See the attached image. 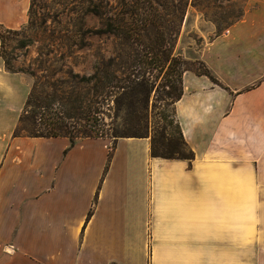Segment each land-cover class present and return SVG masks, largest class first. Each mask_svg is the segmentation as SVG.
<instances>
[{
    "label": "crops",
    "instance_id": "0c3cea01",
    "mask_svg": "<svg viewBox=\"0 0 264 264\" xmlns=\"http://www.w3.org/2000/svg\"><path fill=\"white\" fill-rule=\"evenodd\" d=\"M30 0H0V25ZM185 71L176 121L195 158L150 138L14 137L30 84L0 39V264H264V0ZM91 214V216H90Z\"/></svg>",
    "mask_w": 264,
    "mask_h": 264
},
{
    "label": "rangeland",
    "instance_id": "374dc122",
    "mask_svg": "<svg viewBox=\"0 0 264 264\" xmlns=\"http://www.w3.org/2000/svg\"><path fill=\"white\" fill-rule=\"evenodd\" d=\"M30 1L27 24L18 31H3L2 41V54L12 71L27 77L29 95L35 91L44 97L54 96L69 109L77 108L84 114L80 115L84 128L73 130L69 126L74 135L84 130L109 139L145 135L160 151L174 154L186 153V149L178 130L175 100L167 91L173 85L179 88L178 74L183 70L204 71L200 60L204 46L238 22L248 2ZM108 25L115 31L106 33ZM160 64H166L162 73L157 68ZM109 66L120 81L134 78L132 74L139 80L127 95L105 102L108 77L104 69ZM96 73L95 82L82 80ZM146 85L153 89L148 101ZM130 101L138 105L136 123L131 122ZM90 107L103 113L105 125L86 123L85 112ZM45 122L46 117L39 120L42 128ZM34 127L32 121H27L20 132L27 134L22 130L31 132Z\"/></svg>",
    "mask_w": 264,
    "mask_h": 264
},
{
    "label": "trees",
    "instance_id": "16d2710c",
    "mask_svg": "<svg viewBox=\"0 0 264 264\" xmlns=\"http://www.w3.org/2000/svg\"><path fill=\"white\" fill-rule=\"evenodd\" d=\"M188 1V0H186ZM188 5V2L186 3V6ZM3 31H11L8 29H5L0 25V39L1 42L3 41ZM115 29L112 27V25H108L107 29L105 30L106 33H112ZM126 36H129L125 34ZM2 57L4 59L6 69L10 72L16 73L12 71L10 67V63L5 60V57L2 54ZM204 65V64H203ZM166 64H160L157 66L158 69H160V73L164 70ZM112 67H106L104 69V73L107 75V88L104 90V101H110L113 97H117L118 95H127L129 91H131L138 83L139 77L136 74H132L134 78L128 76L125 80H118L116 75H114V72H112ZM185 71L190 70H183L181 73L178 74V78H180V86L179 88L175 87L174 85L170 87V90L167 91V94L169 96H172L175 100V104L178 100L181 99L183 95V88H182V76ZM197 75H203L209 77L214 83L219 84L217 79L211 74L210 70L204 65V71L203 72H197L194 71ZM19 73V72H17ZM148 74V72H146ZM98 73L94 74L92 77H84L82 80L86 83L90 84L97 80ZM113 76V78H112ZM113 79L111 80L110 79ZM146 77L143 78V81H145ZM163 87H167V85H163ZM147 89V101L150 97V94L152 93L153 89L149 88L148 85H146ZM56 103L58 104V107H56ZM128 111L129 114L132 116L131 122H138V105L134 101H130L128 104ZM80 112L77 108H68V105L64 102H61L58 98L54 96H41L35 91H32L28 97L26 106L22 112V115L20 117L19 124L14 132V137H21V136H27V137H44V138H56V137H67L71 140L72 146L75 145L76 140L78 139H84V138H104L103 136H99L96 134L94 136L93 134L88 133L86 130L84 131H77L78 135H74L69 132V126L73 128V130H79L78 128L82 129L84 128V125L80 123ZM46 117V122L43 125L42 128L39 124V120L43 121V118ZM85 117L88 119L86 120V123L89 124L90 122H93V124H98L99 122L105 125V119L103 116V113L98 112L97 109H93V107L88 108L87 112H85ZM27 121H32L35 125L33 131L29 130H22L27 134H22L21 128L24 123ZM178 124V123H177ZM92 127L95 125H91ZM178 130L180 133L181 141L186 149V153L180 154H174L170 152H162L160 149H158L154 142H152L151 147V154L154 158H162L167 160H174V159H180V160H187L192 161L195 158L194 152L187 146L184 137L182 135V131L180 126L178 125ZM92 132V131H91ZM118 138H146L145 135H122V136H116ZM115 138V139H118ZM91 216V214H90Z\"/></svg>",
    "mask_w": 264,
    "mask_h": 264
}]
</instances>
